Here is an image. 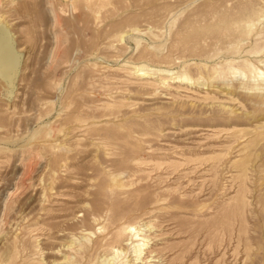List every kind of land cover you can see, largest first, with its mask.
Masks as SVG:
<instances>
[{"label":"rangeland","instance_id":"obj_1","mask_svg":"<svg viewBox=\"0 0 264 264\" xmlns=\"http://www.w3.org/2000/svg\"><path fill=\"white\" fill-rule=\"evenodd\" d=\"M263 15L264 0H0L19 56L0 81V264H62L133 222L151 264H264V90L227 73L264 72ZM156 72L193 81L156 90Z\"/></svg>","mask_w":264,"mask_h":264},{"label":"bare ground","instance_id":"obj_2","mask_svg":"<svg viewBox=\"0 0 264 264\" xmlns=\"http://www.w3.org/2000/svg\"><path fill=\"white\" fill-rule=\"evenodd\" d=\"M71 1V0H70ZM246 6V5H245ZM95 10V9H94ZM261 13V12H260ZM54 14V13H53ZM264 16V15H263ZM248 17V16H247ZM55 18V16L53 17V19ZM225 18V17H224ZM57 19V17L55 18ZM260 20V19H259ZM258 20V21H259ZM263 20V19H262ZM0 21H1V18H0ZM58 21V20H57ZM56 21V22H57ZM214 21V20H213ZM238 23H237V28H240L239 26H244V24H242L240 22V19H238ZM246 21V20H245ZM261 21V20H260ZM259 21V22H260ZM55 22V23H56ZM96 22V21H95ZM244 22V21H243ZM258 22V23H259ZM241 23V24H240ZM257 23V24H258ZM58 24V23H57ZM212 24V23H211ZM256 24V23H255ZM255 24L253 23H249L247 25L248 26V30L246 31L247 32V35L251 34L252 33V27L255 26ZM223 25V24H222ZM220 26V29L222 31H225V32H230L234 26H231V25H228V24H225L224 26ZM236 30V29H235ZM261 32V31H260ZM222 33V32H221ZM262 33V32H261ZM260 33V34H261ZM263 34V33H262ZM259 35L260 36H264L263 35ZM9 34L5 31V30H0V81L4 82V84L8 85V87H12V84H13V81H14V78H15V74H16V71L18 69V66H19V56L16 54V52L14 51V46H13V43L11 42L12 40L9 38ZM223 36V35H222ZM261 40V39H260ZM259 40V41H260ZM256 42V41H255ZM245 43V42H244ZM229 46V45H228ZM231 46V45H230ZM264 47V46H263ZM264 49V48H263ZM261 50V49H259ZM257 50V51H259ZM249 53V52H248ZM254 53V52H253ZM232 54V53H231ZM256 54V53H255ZM252 55V54H251ZM259 55V54H258ZM232 58V57H231ZM234 58V57H233ZM233 61V60H232ZM231 61V63H232ZM245 61V60H244ZM248 61V60H247ZM245 61V62H247ZM234 62V61H233ZM241 62V61H240ZM230 63V62H228ZM229 64L228 65V68H227V73L229 72L230 74H232L233 76H238L237 78H239V81L240 82H246L248 83L249 85H251V89H253L254 87H256V90H264V72H262L260 69L254 67V65H251V64H248V63H245L243 62L244 64V68L243 69H240V68H234L232 67L231 65L232 64ZM250 63V61H249ZM260 63H264V61H260ZM237 64V63H236ZM240 65V64H239ZM220 67V66H219ZM225 68V67H224ZM126 69L127 70V74H130V75H136V76H143L144 78H148L149 76L152 75V71H150L149 69L150 68H145L144 66H128ZM155 70V69H154ZM223 70V69H222ZM126 72V71H125ZM209 72V71H208ZM214 72H215V69H214ZM226 72V71H225ZM158 73V81L156 82V85L153 84V86L156 88H160V87H168L169 84L171 82H174L176 80L180 81V82H192L193 80L188 77V75H182V76H179L177 78H173L172 74L170 73H167V72H156ZM220 73V72H219ZM221 73H224L221 72ZM226 73V74H227ZM129 75V76H130ZM217 76V75H216ZM221 76V75H220ZM219 75L217 77H220ZM214 78V77H213ZM224 78V77H223ZM211 81H212V78L210 77ZM229 79V78H228ZM218 80V79H217ZM214 81V79H213ZM15 83V82H14ZM175 83V82H174ZM206 86V85H205ZM244 87V86H243ZM13 88V87H12ZM248 88V89H249ZM260 91V92H262ZM259 97V96H258ZM258 99V98H257ZM261 100H263L262 98H260ZM208 100V99H206ZM206 100L204 102H206ZM112 108V107H111ZM264 116V115H263ZM261 117H262V114H261ZM79 121V120H78ZM87 122V121H86ZM256 129H258V131H262L261 134H258L257 136L256 135H253V136H256L255 138H252L254 140H259V139H263L264 138V123L261 124V125H258L257 127H255ZM254 129V128H252ZM251 129V130H252ZM241 129H239L237 132H234V135H236L235 137L239 136L240 139L243 138L241 137L240 135H237L239 134V132ZM244 130V129H243ZM249 130V129H248ZM246 131V130H245ZM51 132V131H50ZM230 132V130H229ZM243 132V131H242ZM233 133V132H232ZM237 133V134H235ZM53 135V134H52ZM233 135V134H232ZM50 137V136H49ZM234 137V138H235ZM52 138V137H51ZM245 138V137H244ZM243 138V139H244ZM236 139V138H235ZM238 139V137H237ZM251 139V137H250ZM248 139V140H250ZM264 140V139H263ZM125 141V140H124ZM234 142H236V140H234ZM249 142V141H248ZM249 143H245V145H247ZM55 145V144H54ZM244 145V146H245ZM252 145V144H250ZM56 146V145H55ZM51 147V146H50ZM56 148V147H55ZM58 148V147H57ZM248 148V146H247ZM54 151V150H53ZM59 151V150H58ZM59 153V152H57ZM242 153V152H240ZM239 159V158H238ZM247 162H248V159L247 160H242L240 162H238V166L240 169H245L246 165H247ZM234 164V163H233ZM235 165V164H234ZM236 167V166H234ZM238 169V168H237ZM243 173V172H241ZM247 173V172H246ZM246 175V174H244ZM112 177V176H111ZM246 177V176H245ZM115 178V177H114ZM113 179V178H112ZM132 180V179H131ZM134 181V180H133ZM116 187H119V186H116ZM120 188V187H119ZM118 188V189H119ZM121 189H122V186H121ZM140 195V194H139ZM242 198V196L240 197ZM130 199V198H129ZM141 199V198H140ZM264 211V209H263ZM120 213L122 211H119ZM116 213V212H115ZM120 215V214H119ZM121 216H122V213H121ZM132 219V218H131ZM119 221V220H118ZM115 222V221H114ZM135 222H133V224H125V225H121L120 227H117V229H109L107 227H104V228H101L99 229L101 232V230H103V235L98 238L89 248L88 247H85V244H80L78 245V247L74 250V257L75 259H73V257L71 256H65L63 257V263L62 264H81L83 259L87 258L88 260V264H92L94 263L93 260L91 259L92 256L95 254L97 255L99 252H104V251H111L112 252V261L110 260V262L112 264H151V260L152 259H155L153 258V254H154V251L150 249L149 245H150V238L149 236L144 235L143 232L144 230L146 229H143L142 227L140 226H137V224H134ZM113 224H116V223H113ZM111 224V225H113ZM119 224V222H118ZM124 224V223H123ZM147 226V225H146ZM102 227V226H101ZM110 227V226H109ZM114 227V225H113ZM112 227V228H113ZM148 227H151V226H147L146 228ZM13 230V229H12ZM89 233V232H88ZM92 235V234H89V236ZM155 236V235H154ZM94 237V236H92ZM159 237V236H158ZM74 238V237H73ZM154 238V237H153ZM152 238V239H153ZM88 240L85 239L88 244H91L89 242H91L89 240V238H87ZM154 239H157V238H154ZM153 239V240H154ZM82 240L84 241V239L82 238ZM74 241V240H73ZM78 241V240H77ZM77 241H74V242H77ZM123 243H125V246L128 247L127 249V252H129L130 255L126 256V257H122L123 255V251L120 250V248L123 246ZM77 244V243H76ZM72 243L70 244V247H71ZM67 248H69V245L67 246ZM85 252H83V250H85ZM146 250H149L147 253H144ZM157 251V249H155ZM73 252V250H71ZM14 252V251H13ZM159 252V251H158ZM92 253V254H91ZM125 253V252H124ZM161 254V253H160ZM106 255V254H105ZM159 255V254H158ZM105 257V256H104ZM109 258V257H108ZM108 258H106V260H109ZM247 258V257H246ZM130 259V260H129ZM105 260V261H106ZM160 260V259H159ZM12 261V260H11ZM36 261V260H35ZM60 261V260H59ZM104 261V262H105ZM31 262V261H30ZM40 262V261H39ZM107 262V261H106ZM41 263V262H40ZM58 263V262H57ZM56 263V264H57ZM61 263V262H60ZM87 263V262H86ZM109 263V264H111ZM54 264V263H53ZM102 264V263H101ZM106 264V263H105Z\"/></svg>","mask_w":264,"mask_h":264}]
</instances>
